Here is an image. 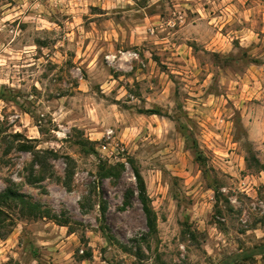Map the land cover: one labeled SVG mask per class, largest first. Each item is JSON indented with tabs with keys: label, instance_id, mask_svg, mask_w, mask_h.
<instances>
[{
	"label": "rangeland",
	"instance_id": "rangeland-1",
	"mask_svg": "<svg viewBox=\"0 0 264 264\" xmlns=\"http://www.w3.org/2000/svg\"><path fill=\"white\" fill-rule=\"evenodd\" d=\"M255 59L264 60V0H0V192L13 185L69 221L3 208L14 222L3 221L0 264H217L263 243L264 171L246 162L250 149L264 164ZM19 142L53 151L42 180L27 182L32 154ZM133 167L156 214L145 241ZM254 261L245 264H264Z\"/></svg>",
	"mask_w": 264,
	"mask_h": 264
},
{
	"label": "trees",
	"instance_id": "trees-1",
	"mask_svg": "<svg viewBox=\"0 0 264 264\" xmlns=\"http://www.w3.org/2000/svg\"><path fill=\"white\" fill-rule=\"evenodd\" d=\"M255 62H260L264 65L263 61H258L255 59ZM6 95L4 93H0V99H5ZM146 112H149L151 114H162L160 109H149ZM172 116V115H171ZM170 117V116H169ZM175 121L180 131L183 133L185 137V143L187 147L192 151L194 161H196L199 165H201L204 173L207 174V168H206V159L204 154L202 153L201 149L199 148V145L194 138V136L188 132V129L186 126L182 125L179 121V119L175 116L170 117ZM36 126L38 127V131L42 132L41 125L36 123ZM20 136V135H15ZM32 141H36L37 139H30ZM77 143L83 148L86 145L88 146L87 150L90 153L95 154L93 143L90 141H86L84 139H80L77 141ZM17 149L20 151H26L32 154V159L27 165V177L26 180L28 183H36L37 181H40L43 179L44 175H42V170L44 167L48 166L47 162V155L52 154V150H43L42 149H36L35 146L32 143H25V142H19L17 144ZM65 177L70 178L72 175L71 171V162L72 159L68 156L65 157ZM246 162L248 167L254 166L256 170L258 171H264V164H262L257 157L254 155V153L249 149L248 150V157H246ZM119 168H123L122 163H117ZM116 167H110L106 170V173L103 174V176L107 177L113 174V169ZM133 172L136 180V196L141 204V208L143 211V214L145 216V224L147 227V232L144 233V236L141 238L143 241L153 238L157 235L158 229L156 224V214L151 206L149 197L147 195L146 186L143 180L142 175L140 174L139 170L136 167H133ZM213 191L216 197V201L218 200V187L215 185L213 186ZM133 193L130 192V195ZM13 207L18 209V214L22 218H28V219H43V218H49L53 222H55L58 225L61 226H69V221L66 217L58 216L55 214H52L49 209L46 207L41 206L39 203L31 201V199L26 195V193L21 192L18 190L15 186H7L2 192H0V232L2 228L3 221L5 219L9 220L8 225L13 224V219L7 216L6 211L3 208L12 209ZM106 206L103 203V201H100V214L103 215L105 213ZM101 230L105 233V238L108 241L113 240L111 235L108 234V228L105 225L103 219L101 221ZM1 238H5L6 235H1ZM120 247L122 250H124L127 253H131L134 256L138 257L141 252V246L135 245L132 247H127L120 244ZM260 257L261 260H263L264 263V242L254 245L251 248L240 250L236 253L230 254L226 256L224 259L219 261L217 264H245V262L254 263L256 260V257Z\"/></svg>",
	"mask_w": 264,
	"mask_h": 264
},
{
	"label": "built area",
	"instance_id": "built-area-1",
	"mask_svg": "<svg viewBox=\"0 0 264 264\" xmlns=\"http://www.w3.org/2000/svg\"><path fill=\"white\" fill-rule=\"evenodd\" d=\"M112 132H113V130H111V129H108L107 131H106V137H107V139H110L111 137H112Z\"/></svg>",
	"mask_w": 264,
	"mask_h": 264
}]
</instances>
